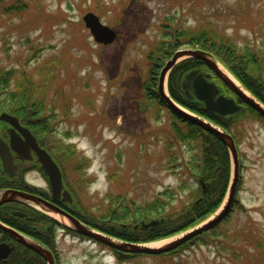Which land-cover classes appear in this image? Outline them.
I'll use <instances>...</instances> for the list:
<instances>
[{
	"label": "rangeland",
	"instance_id": "rangeland-1",
	"mask_svg": "<svg viewBox=\"0 0 264 264\" xmlns=\"http://www.w3.org/2000/svg\"><path fill=\"white\" fill-rule=\"evenodd\" d=\"M88 11L116 31L112 44L93 40L82 20ZM198 27L239 46H264V0H0V65L34 79L46 75L47 137L63 145L64 153L53 155L76 191L74 208L85 218L94 221L100 210H115L107 194L137 205L168 189L174 192L170 209L186 202L187 191L175 189L178 177L163 158L170 153L172 114L161 106L154 116L158 102L146 98L142 82L146 55L158 42L170 45L176 33ZM182 43L180 49L197 48ZM231 129L240 163L233 202L239 206L227 220L174 253L121 260L105 256L110 251L103 245L69 235L59 244L61 261L264 264V122L243 118ZM175 152L186 159L192 153L183 146ZM176 237L152 242L162 241L160 246Z\"/></svg>",
	"mask_w": 264,
	"mask_h": 264
},
{
	"label": "trees",
	"instance_id": "trees-1",
	"mask_svg": "<svg viewBox=\"0 0 264 264\" xmlns=\"http://www.w3.org/2000/svg\"><path fill=\"white\" fill-rule=\"evenodd\" d=\"M17 4L12 5L17 7ZM176 34L174 41L170 40L172 42L170 45L158 42L146 55L148 66L142 89L148 100L156 99L158 102L156 108L152 110L154 116L159 112V107H165L156 91L159 67H162L163 62H166L165 60L179 49L182 42L211 53L247 91L264 105L263 45L239 46L226 35L199 27ZM202 65L203 62L198 59H185L172 68L167 79V89L175 101L229 132L234 141L235 134L232 133L231 127H234L239 119L250 117L264 122L257 111L246 105L243 112L232 117L209 111L202 103L195 99H188L182 92L180 82L185 72ZM46 86V75L34 79L30 73L24 72L17 75L14 69L0 65V112L7 111L17 116L20 122L35 135L40 145L47 148L50 153H64L60 151V147L63 146L61 143L59 146L56 141L49 140L47 137L51 128L43 100ZM143 104L141 103V108ZM170 114H172V120L166 139V148L170 153H163V158L165 165L172 168L170 171L178 177L175 189L181 193L187 191L186 202L180 203L181 207L178 209H170L173 207L171 205L174 192L168 189L157 193L152 200L137 205L131 203L133 201H125L119 194H107L105 197L111 199L115 210L108 209L105 212L102 209L100 213H97L98 217L94 221L90 220V223L97 229L131 242L157 240L182 232L201 222L212 214L223 201L231 176V161L227 147L202 127L175 113L170 112ZM179 146L187 147L192 151L189 158L180 157L175 152ZM5 185L7 183L0 178V188ZM238 206V201H234L232 208L236 209ZM77 214L82 215L80 212ZM149 219H161L162 221L147 229H134L132 226L124 228L119 224L121 222L134 225ZM198 236L190 241H196ZM190 241L180 245L179 250L189 245Z\"/></svg>",
	"mask_w": 264,
	"mask_h": 264
},
{
	"label": "water",
	"instance_id": "water-1",
	"mask_svg": "<svg viewBox=\"0 0 264 264\" xmlns=\"http://www.w3.org/2000/svg\"><path fill=\"white\" fill-rule=\"evenodd\" d=\"M83 21L85 26L89 29L93 39L103 45L112 43L116 38V32L110 26L101 22L98 15L89 11L84 14ZM194 58L203 61L209 71L202 69L201 67H194L185 72L181 80V88L183 94L188 99H195L196 101L203 104V106L212 112L218 113L223 116L236 117L241 112L245 110V106L242 103H238L236 99L229 95L223 93V88L214 79H211L214 75L219 79L222 84H224L234 95L238 97L245 105L251 107L257 111L261 117L264 119V106L254 97L248 95L242 86L237 85L233 79L229 76L228 72L223 71L219 65V61L208 51L199 48H186L178 49L174 51L171 57L166 61L160 70L158 76L157 92L159 98L164 103L166 107L178 116L191 121L192 123L202 127L204 130L210 132L215 137H217L228 149L232 160V174L231 180L227 190V197L223 205L207 220H205L201 225H197L183 233H181L176 238L165 243L164 245L151 247L149 243H137L119 240L110 235L104 234L98 230H95L79 219L75 218L70 213L63 211L59 207L52 205L48 202L35 199L33 195L25 193L19 190H1L0 191V205L9 201H33L42 210L58 214L66 219L67 226L71 227L78 233H81L90 238L102 242L112 248H115L119 252V257H122L124 253H144V254H160L169 252L173 248L182 244L183 242L191 239L192 237L203 233L216 224L223 221L228 215L231 205L234 199V195L237 189V184L239 180V158L238 150L232 135L226 130L222 129L213 122L193 114L181 106H179L166 92L165 82L169 71L181 60ZM221 66V65H220ZM0 121L8 123L11 128L9 130V141L6 142L0 136V160L2 164V173H10L11 168L21 171L22 169L28 168L29 164L19 163L14 164L12 152L23 155L22 153H34L37 157V161L40 168L45 172L49 178L53 194H59L62 189V180L60 170L50 156L49 152L39 145L35 136L31 131L22 126L18 118L8 112H0ZM19 132V134L17 132ZM21 159L25 160L31 159V156H21ZM15 172V171H14ZM64 195L68 196L67 191ZM69 197V196H68ZM17 215H24L23 213H17ZM161 219H149L147 221H140L138 224H122L125 227H131L134 229L141 228L147 229L150 226L157 225L161 222ZM0 229L2 231L8 232L10 235L16 237L24 245L34 249L44 256V258L53 264L50 254L46 252L44 248H41L39 244L34 241L28 240L21 234L16 233L9 227H6L0 222ZM6 249L11 251V248L7 244H0V251Z\"/></svg>",
	"mask_w": 264,
	"mask_h": 264
},
{
	"label": "flooded vegetation",
	"instance_id": "flooded-vegetation-1",
	"mask_svg": "<svg viewBox=\"0 0 264 264\" xmlns=\"http://www.w3.org/2000/svg\"><path fill=\"white\" fill-rule=\"evenodd\" d=\"M215 78V77H213ZM216 79V78H215ZM10 127H5L1 133L2 138L8 142V131ZM18 133V132H17ZM19 134V133H18ZM21 156H31V159H21L20 155L12 152L14 164H29L30 166L21 171L11 168L10 173H2V166L0 167V178H2L7 185L0 189L7 190H19L30 195H33L35 199L48 202L56 207H59L63 211H66L79 219L84 224L93 227L90 220L85 218L84 214L78 215L77 209L74 208L75 199L72 196V191L69 190L67 181H65L62 168L59 164V169L62 174V189L59 194L54 195L49 182L48 176L40 168L37 161V157L34 153H22ZM53 158L55 155L50 153ZM15 171V172H14ZM2 175V176H1ZM37 179L43 181L44 186L38 184ZM65 190L69 192V197L64 195ZM75 193V192H74ZM34 205L33 201H9L0 206V221L11 227L18 233H21L26 238L36 242L41 248H44L52 259L53 264H70L61 261L59 244L60 242L69 239V235L75 236V238L82 239L83 241L91 242L90 238L85 235L77 233L74 229L66 226L60 218L54 217L52 214H47L42 210H39ZM17 213H25L24 215H17ZM65 236V237H64ZM70 240V239H69ZM94 242V241H93ZM7 244L10 246L11 251L4 249L0 251V264H49L42 254L34 249L21 243L16 237L10 235L7 232L0 230V244ZM107 253V256L113 255L117 259H131L136 254L124 253L122 257H119V252L111 250ZM170 254V253H168ZM73 264V263H71ZM75 264H108L105 262L93 263L84 261Z\"/></svg>",
	"mask_w": 264,
	"mask_h": 264
},
{
	"label": "bare ground",
	"instance_id": "bare-ground-1",
	"mask_svg": "<svg viewBox=\"0 0 264 264\" xmlns=\"http://www.w3.org/2000/svg\"><path fill=\"white\" fill-rule=\"evenodd\" d=\"M219 67L222 69L223 67L222 66H220L219 65ZM223 71H225L224 69H222ZM226 72V71H225ZM232 79H233V81L237 84V85H239V83L237 82V80L235 79V78H233L231 75H229ZM240 86V85H239ZM245 92L248 94V95H250L246 90H245ZM251 96V95H250ZM54 217H56V218H60L61 220H63V218L60 216H57V215H54ZM162 241H158V242H152L151 244L149 243L148 245L149 246H151V247H155L156 246V244H158V243H161Z\"/></svg>",
	"mask_w": 264,
	"mask_h": 264
}]
</instances>
